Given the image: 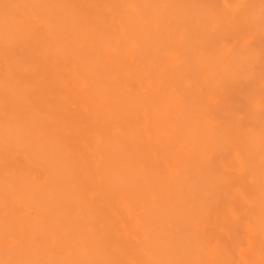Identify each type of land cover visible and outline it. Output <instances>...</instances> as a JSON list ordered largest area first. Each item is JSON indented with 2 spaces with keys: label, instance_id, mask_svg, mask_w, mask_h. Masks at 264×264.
Returning a JSON list of instances; mask_svg holds the SVG:
<instances>
[{
  "label": "bare ground",
  "instance_id": "obj_1",
  "mask_svg": "<svg viewBox=\"0 0 264 264\" xmlns=\"http://www.w3.org/2000/svg\"><path fill=\"white\" fill-rule=\"evenodd\" d=\"M0 264H264V0H0Z\"/></svg>",
  "mask_w": 264,
  "mask_h": 264
}]
</instances>
